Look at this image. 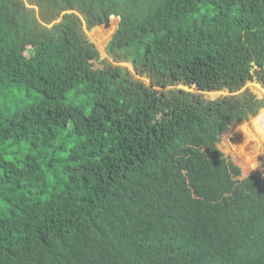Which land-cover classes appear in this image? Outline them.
<instances>
[{"label": "trees", "instance_id": "1", "mask_svg": "<svg viewBox=\"0 0 264 264\" xmlns=\"http://www.w3.org/2000/svg\"><path fill=\"white\" fill-rule=\"evenodd\" d=\"M27 1L0 0V264H264V175L217 146L264 108V0ZM110 16L149 83L85 33Z\"/></svg>", "mask_w": 264, "mask_h": 264}, {"label": "rangeland", "instance_id": "2", "mask_svg": "<svg viewBox=\"0 0 264 264\" xmlns=\"http://www.w3.org/2000/svg\"><path fill=\"white\" fill-rule=\"evenodd\" d=\"M28 4V1L25 0ZM30 7L35 8L38 13V8L34 5L28 4ZM61 18L57 19L54 23L59 22ZM119 18L112 16L111 23L109 26H106L105 23L97 25L92 28V31H89L88 26L84 23L83 28L88 38L94 43V45L100 51L102 59L108 60L116 65H123L128 67L137 78H142L146 83H149V79L143 77L140 74H137V71L132 64L127 62L116 61L113 56L107 52V45L110 42V38L117 31ZM53 23V24H54ZM103 36V43L99 45L95 41L94 30ZM27 56L34 58L36 54V49L33 46H29L26 51ZM96 68H102L104 64L102 61H97L94 63ZM180 87L186 88L189 91H198L194 86H184ZM249 88L257 95L258 98L264 97V85L260 82L254 80L250 81L245 88ZM200 92V91H198ZM77 93V89L71 91L70 99L73 98ZM204 94L207 99H217L227 95H231V92L228 89L218 90V91H205L201 92ZM85 95H79L75 98V102L82 104L85 100ZM219 150L224 153L227 157L232 159V161L241 168L242 174L240 179H245L251 173L259 170L264 175V108H262L259 113L255 116H251L248 119L237 121L230 125L229 129L225 130L222 135L220 143H218ZM252 164H256V167L253 168Z\"/></svg>", "mask_w": 264, "mask_h": 264}, {"label": "water", "instance_id": "3", "mask_svg": "<svg viewBox=\"0 0 264 264\" xmlns=\"http://www.w3.org/2000/svg\"><path fill=\"white\" fill-rule=\"evenodd\" d=\"M111 19H112V16H110V17H105L104 22L99 21V24H98V25H100V24H102V23H105L106 26H109L110 23H111ZM118 26H119V25H118ZM89 31H92V29H89ZM112 37H113V35H112ZM112 37H111L110 39H112Z\"/></svg>", "mask_w": 264, "mask_h": 264}]
</instances>
